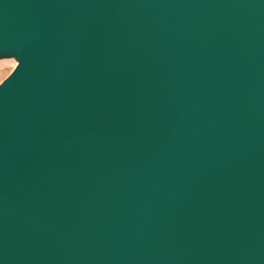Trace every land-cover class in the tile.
Masks as SVG:
<instances>
[{
    "label": "water",
    "instance_id": "95a60500",
    "mask_svg": "<svg viewBox=\"0 0 264 264\" xmlns=\"http://www.w3.org/2000/svg\"><path fill=\"white\" fill-rule=\"evenodd\" d=\"M0 264H264V0H0Z\"/></svg>",
    "mask_w": 264,
    "mask_h": 264
},
{
    "label": "rangeland",
    "instance_id": "374dc122",
    "mask_svg": "<svg viewBox=\"0 0 264 264\" xmlns=\"http://www.w3.org/2000/svg\"><path fill=\"white\" fill-rule=\"evenodd\" d=\"M6 56V55H3ZM16 62H11L9 64L0 65V84L10 76V74L14 71V69L17 67L19 61L15 55H12Z\"/></svg>",
    "mask_w": 264,
    "mask_h": 264
},
{
    "label": "bare ground",
    "instance_id": "6f19581e",
    "mask_svg": "<svg viewBox=\"0 0 264 264\" xmlns=\"http://www.w3.org/2000/svg\"><path fill=\"white\" fill-rule=\"evenodd\" d=\"M11 62H16L13 56H0V65L9 64Z\"/></svg>",
    "mask_w": 264,
    "mask_h": 264
}]
</instances>
